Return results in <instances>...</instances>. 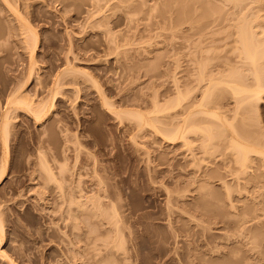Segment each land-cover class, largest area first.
<instances>
[{"label":"rangeland","instance_id":"rangeland-1","mask_svg":"<svg viewBox=\"0 0 264 264\" xmlns=\"http://www.w3.org/2000/svg\"><path fill=\"white\" fill-rule=\"evenodd\" d=\"M10 1L14 11L0 0V112L27 79L31 61L36 75L23 94L36 103L50 97L56 76L72 72L64 75L46 122L39 125L19 113L12 125L9 165L0 184L2 248L10 261L0 257V264H264V161L254 157L253 167L241 173L223 147L211 158L196 147L200 155L193 157L202 158L200 165L182 143L172 145L151 128L139 133L132 120L112 112L149 113L156 101L166 105L175 80L183 91L193 89L202 56L216 62L215 72L235 66V28L217 22L231 17L232 5L214 3V16H204L206 0L191 6L193 17L195 8L199 17L204 13L197 21L207 19L205 39L180 16L183 0ZM252 6L257 10L250 18L260 17L257 30L264 32V0ZM20 20L39 37L34 56L35 34L10 33ZM262 97L253 117L256 136L264 133ZM1 153L0 144V164ZM42 162L56 181L48 180ZM101 180L106 190H99ZM112 203L118 227L112 226ZM99 205L108 209L106 216L99 215Z\"/></svg>","mask_w":264,"mask_h":264},{"label":"bare ground","instance_id":"bare-ground-1","mask_svg":"<svg viewBox=\"0 0 264 264\" xmlns=\"http://www.w3.org/2000/svg\"><path fill=\"white\" fill-rule=\"evenodd\" d=\"M4 1L10 7L9 9L14 11L12 9L11 1L10 0H4ZM183 1H182V4L184 3L183 6L180 5L182 7V9H181V7L180 8L178 7L179 9L182 10L181 11L182 14H180V16L182 15L181 17L184 16L186 18V21L187 20L190 21V22H188V25L190 24L189 26H191V28H189V29H191L192 31L195 30L200 38L204 37L205 39H207L205 37V35L208 31L206 32L205 31L206 29H204L205 28L204 24L207 25V21H206L207 19L204 18L206 23H204V21H202V20L197 21L198 18H195L196 15L198 16V14H196L197 13L196 8L194 10L195 11L194 17L192 15V13L194 14V12H193V10L191 11V9H192L191 6H194V4L198 5V2L201 3V0H199L197 2L196 1L194 2V0H183ZM206 1H207V4H205V2L202 0V3L204 2V4H205L204 6L206 7L205 14L202 13V14H204V16L208 15L210 13V11L213 12V13L211 12L212 14L210 13V16L214 14V11H216V9H218L216 2H220V4L221 3L224 4L223 7H226V8L228 6H231V5L233 7V9H232L233 11H232V14H230L231 15L230 18L225 17V19L223 20L222 19V18H224V16H223L219 20L217 19L218 20L217 22L221 21L220 23L222 24L224 21H226V22H228L229 26L231 24L235 28L234 33L232 34L233 36H231L229 34L231 37H233V40L231 42V44L233 46V47H231V49L233 48V53L230 50L231 51L230 55L236 56L237 64L235 66H232L229 70H228V68H226L227 70L222 69L223 71L220 69V71L218 72V70H217L216 71L217 73H216L215 72L216 68L213 64L216 62L211 63V61L208 59V57L206 59H204L205 56H202V55H205V54H202L201 55L202 60L199 59L201 62L199 63V66H197L196 77H195V74L193 75L195 77L194 79L196 82V86L195 87L193 86V89L191 88L190 90L187 89L186 91H183V89H181V86L179 87V85H176L178 82H177V80H175L174 82L175 83L177 82V83L176 84L174 83V89H173L172 93L175 90H176V92H175V94L171 93V95H173V97H170L171 99L169 98L170 100L167 101L168 103H165L166 105H160V104L158 105V104H156L157 103V101H156V103H155L156 107L154 106L155 110L152 112L150 111L149 113H143L139 110L138 111H136V110L135 111L134 110H127V111L123 110L122 112L113 110L112 112L116 113L119 116H121V114H122L125 117L132 120L135 123V125L137 126L136 127L134 125V127H136L137 130L139 129L141 132H142V129L144 130L145 128H151L152 131L155 132V134L161 135L165 139V141L167 140L172 145H175L177 143H179V144L182 143L186 147V148L185 147H183V148L187 149V151H188V149L189 150L191 149V151H189V152L191 153V156L193 159H194V157L195 158L199 157L198 154L200 155V153L196 154V151H194V150H197L196 147L201 149L202 156L204 158H206L207 156H209L210 158L214 157L216 155V153L218 152V150L220 151L221 147H223L224 152L221 149V153L222 152L225 153L228 150V152L231 154V156L229 155L230 157H228V159L229 158L233 159V160L231 159L232 161L230 160L231 162H233L235 164L233 166H237L239 169V170L238 169L237 170L239 172L242 173V171H243L244 173H246L250 169L252 163L255 162L254 157L255 158L260 157L259 160L262 159L264 161V137H263L264 133H262L263 136L262 135L260 136V133H259L260 131H259L257 134L259 136H256V133L253 131L254 127L256 126V124L254 123L256 121H253V120H255L253 117L256 116V114L258 113V106H259L260 101H262L261 99L263 98L262 96L264 93V39L263 38H262L263 40L261 39V36L264 34V32L261 31L262 34L259 32L261 30V26H262V25H260V23H258L259 22L258 18H260V17L257 16L256 18L252 19V17H253L252 16L250 18L251 14H252V10H254L253 14H255L256 10H257L256 7L253 9V6H252V4L255 3V0H206ZM167 2H168V3H166L167 5L169 3L171 5V3H172L171 1L170 2L167 1ZM179 3H181L180 0H179ZM214 3H216V4H214ZM201 4H199V6ZM167 5H166V7H167ZM172 6H173V4H172ZM175 6H176V4L174 3L173 8H175ZM167 8H166V10H167ZM170 8H171V6H170ZM173 8H171V9H173ZM176 9H177V7H176ZM202 9H204V8H202ZM197 10H200V12L198 11L199 15H200L201 14L200 7ZM172 11H174V10H172ZM224 11H225V9L223 8V11L221 9L218 12L224 13ZM203 12H204V10H203ZM178 13H177V15H179ZM223 13L221 15H223ZM202 14L200 15V17L199 16L198 17L203 18ZM177 15H175V16H177ZM221 15L219 16V14H218L219 17H221ZM255 16H256V14H255ZM184 17H183V19H184ZM194 18L197 21V23L195 21H193ZM207 18H208V20L211 19L210 17H207ZM213 19H215V18H213ZM178 20H180V19H178ZM213 21H216V19ZM26 22H24V20H20V26L18 28H13L12 29L13 31L11 30L12 32H10V33H12L14 36L16 34L17 36H24L25 38H26V36H28V34H32V35L35 34L34 44H31V45H33V47H32V50H30V51H32V56H34L36 49H37V46H38V43H39V37L37 36L34 29L32 27H30L31 25L29 26ZM183 22L185 23L184 20H183ZM193 22L195 23L194 25L192 24ZM226 22L224 24H226ZM220 23H217L215 25L213 22L212 24H214L215 27L216 26L218 27V24H219V26H221ZM184 25H186V24H184ZM209 26H211V25H209ZM225 27H226V25H225ZM258 28H259V31L257 30ZM262 30H263V27H262ZM209 31H210V28H209ZM198 35H196V36H198ZM207 37H209V36H207ZM227 37L228 36H226V38ZM191 38H192V36H191ZM228 43H229V41H228ZM203 51H205V48H204V50H202V53H203ZM232 58H235V57H232ZM227 59L224 60V63L227 62ZM213 61H214V59H213ZM230 61H228V62H230ZM34 62H35V60L31 61L30 67L28 68L29 71H27L28 75L26 76L27 79L25 80V82H23L22 85H20L16 90H14V92H11V94H9L11 97H8V98L6 97L8 100L7 101L5 100L6 104H5V106H3L4 104L2 105L3 106L2 111L0 112L1 113V115H0V144H1V148H2V153H1L2 154V158H1L2 160H1V164H0V184H2V181L5 178V175H6V172L8 169L9 160H10L9 159V153H10L9 152V145H10L9 140H11L10 136L12 134L11 133L12 128H13L12 125H13L14 121L17 120L19 113H23L25 115L30 116L35 121L36 124L40 125L41 123L46 122L49 118V115H51L52 110H54L53 109L54 105H55L54 101L58 98L59 95L62 94V91H63L62 81H63V77H65L64 75L66 73L68 74L69 72H72V71H70V69H66L65 71L60 73L58 76H56L55 77L56 79L53 81L54 84H53L52 92H50V97L47 99V101H45V102L42 101L43 103L42 102L36 103V102H33V100H31L32 99L31 97L28 98L30 95L26 97V95L23 94L28 83H30L36 75L35 74L36 68L34 66V64H35ZM224 63H222V64H224ZM235 63H236V60H235ZM220 66H222V65H220ZM192 85H195V84H192ZM175 87H176V89H175ZM196 94H198L200 96L198 97ZM228 100L233 101L234 105L232 108L230 107V105H229L230 102ZM102 101H103V105L110 109L109 104L106 102L107 100L103 96H102ZM225 102L226 103L229 102V103L226 104ZM0 110H1V108H0ZM133 122H131V123H133ZM253 125H255V126L253 127ZM136 128H134L132 130H135ZM139 130L137 132L141 133ZM79 142L80 141H78V146H79V147H77L78 150H79L80 144H81V143L79 144ZM195 143H197L199 145L196 146ZM193 148H195V149H193ZM200 149H198L199 152H200ZM224 149H226V151ZM75 150H77V149H75ZM78 150H77V152H78ZM81 150H82V148H81ZM193 151L195 152L194 154L192 153ZM79 152H81V151L79 150ZM195 154H196V156H194ZM205 155H207V156H205ZM226 155L228 156V154H226ZM77 156H79V155H77ZM223 157L226 158L224 155H223ZM42 158H44V157H42ZM204 158H203V160H204ZM210 158H208V160ZM196 160L197 159H194L193 161L196 162ZM199 160L200 159H198L197 162H199V164L201 165L200 162H203L202 158H201V161H199ZM42 161H45V159H43ZM193 164L196 165L195 163H193ZM41 165H42L43 171H45L46 174H50V175H48V177H50V178L49 179L47 178V179L50 181H52V180L56 181L57 176L55 175L54 172H52L53 170L51 171V169H50L51 167L49 168V166L46 165L45 162H42ZM95 165L96 164H94V168H95ZM200 165H198V166H200ZM262 166H264V164ZM97 167H99L98 164H97ZM252 167H253V165H252ZM61 170H62L61 172H63V174L67 172L66 171L67 168H66V170H64V168L62 167ZM64 171H66V172H64ZM94 171H95V169H94ZM203 174H205V173H203ZM215 175L216 174H214V175L212 174V177H215ZM205 177H206V174H205ZM97 180H99V179H97ZM80 181L81 180L79 179V182ZM204 181H206V180H204ZM253 181H254V179H253ZM76 183H75V185H76ZM103 183L104 182L102 180H101V182H99V184L102 187V188L100 187L99 190L103 191V189H105V188H103V186H104ZM97 184H96V186H97ZM104 184L106 186V183H104ZM78 185H79V183H78ZM78 185H76V187ZM72 192L74 193V191H72ZM81 192H82V190H81ZM100 193H101V191H100ZM214 193L215 192L213 191V194ZM101 194H103V192ZM81 195H82L81 193L78 195V196H80L79 198L82 199L83 196L85 197L84 194L82 197H81ZM105 195H106V192H104V197H103V195L101 197L107 198V197H105ZM215 195H218V193ZM215 195H213V196L215 197ZM70 196H71V194H70ZM72 196H74V195L72 194ZM205 196H208V194ZM209 196H210V193H209ZM211 196H212V194H211ZM99 197L97 196V198H99ZM81 199H79V202H78L79 204H81L80 203ZM90 199L93 200V197L90 198V196H89V200ZM74 200L76 201L75 197H73V200L71 198V201H72L71 203H73ZM85 200H87V199H85ZM89 200H87V201H89ZM82 206H81V208H83ZM115 206H116V204L115 205L113 204V207L111 205V208H113V209H111V208L110 209L114 213V214L112 213L113 215L111 214L112 215L111 218H114V216L119 215L118 212L116 213V211H118V209ZM103 207L101 209V205H99L100 209L98 208L96 210L101 211L100 212L101 214L98 212L99 215L106 216L108 209L103 208ZM86 208H87V206L85 207V209ZM79 209H80V207H79ZM104 209H107V211ZM96 213H97V211H96ZM105 213H106V215H104ZM0 215H1V213H0ZM97 217H99V216H97ZM2 218H3V216H2ZM2 218L0 217V257L2 259L4 258L5 260L7 259V261L9 262L10 261L8 258L9 256L5 253L6 251L5 252L3 251V248H2V245L4 244L5 237H6L5 232H4V225H3L4 221L2 220ZM116 218L120 219L119 216H116L115 219ZM116 223H120V220H117V219H116V221L114 220L112 226H114V224L116 226L117 225ZM116 227H118V226H116ZM116 227H115L116 231L119 230L118 233L123 234V230H122L123 228H121V226H120V228H118V230H117ZM121 243L124 244V240ZM119 245H120V243H119Z\"/></svg>","mask_w":264,"mask_h":264}]
</instances>
